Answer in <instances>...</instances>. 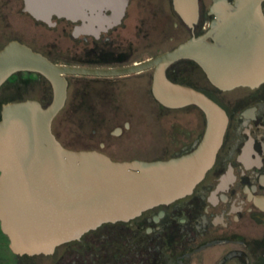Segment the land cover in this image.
Wrapping results in <instances>:
<instances>
[{
    "label": "flooded vegetation",
    "instance_id": "flooded-vegetation-1",
    "mask_svg": "<svg viewBox=\"0 0 264 264\" xmlns=\"http://www.w3.org/2000/svg\"><path fill=\"white\" fill-rule=\"evenodd\" d=\"M3 1L17 3L16 12L26 17L19 21L22 26L71 39V46L65 51L51 42L35 47L15 32L0 41V49L19 40L55 63L95 68L148 61L201 37L214 18V0ZM154 70L151 66L124 75H66L67 98L59 113L71 96L73 114L81 125L90 123L96 139L79 149H96L124 161L167 159L198 145L207 126L204 111L195 104L160 103L152 90ZM166 75L203 92L227 115L222 144L202 180L185 196L128 220L101 223L50 253H13L0 227L4 237L0 247L9 253L0 256V264H264V82L221 89L192 58L174 61ZM132 76L140 81L135 84L137 94L129 91L133 83L125 82ZM135 96L136 103H130ZM25 99L47 106L53 99L49 80L33 71L12 74L0 85V118L4 103ZM141 104L157 117L153 140L157 153L153 158L140 154L118 158L108 149L135 128L134 119L144 112ZM102 131L107 138L99 135Z\"/></svg>",
    "mask_w": 264,
    "mask_h": 264
},
{
    "label": "water",
    "instance_id": "water-1",
    "mask_svg": "<svg viewBox=\"0 0 264 264\" xmlns=\"http://www.w3.org/2000/svg\"><path fill=\"white\" fill-rule=\"evenodd\" d=\"M264 0H214L201 37L127 67L62 65L11 40L0 49V85L18 71L44 75L53 99L9 101L0 118V227L15 254L50 253L101 223L128 220L189 194L213 165L227 125L225 111L203 92L170 80L180 58L199 63L221 88L264 82ZM155 66L152 90L165 106L195 104L207 126L191 151L167 159L117 161L96 149L64 146L52 129L67 98L68 74L124 75Z\"/></svg>",
    "mask_w": 264,
    "mask_h": 264
},
{
    "label": "rangeland",
    "instance_id": "rangeland-1",
    "mask_svg": "<svg viewBox=\"0 0 264 264\" xmlns=\"http://www.w3.org/2000/svg\"><path fill=\"white\" fill-rule=\"evenodd\" d=\"M17 3H9L4 5V1L0 0V41L1 43L5 42L8 37L12 36L13 33L22 35V37L29 41L35 47H41L47 43H56L58 48H62L63 51L66 50L68 46H71V39L61 38L55 34L49 35L44 34L43 29L36 31L33 27H24L20 24V20H25L26 17L20 15L16 12L18 8ZM124 79V78H120ZM127 79V78H126ZM125 82L133 83V86H130L129 91L136 93V82H140L135 76L129 77ZM137 97L130 99V103H136ZM72 97H69V100L65 108L55 117L52 124V129L55 135L59 138L61 143L72 149L86 148L90 147L96 139H92L90 130V123L83 122L82 125L79 121V118L75 116L72 112ZM142 105V104H141ZM151 107V105H149ZM143 115L141 118L134 119L135 128L128 132L123 141H116L120 144H115L114 147L108 149L109 152H112L114 156L121 158L126 156L131 158L133 156H140L153 158L157 153V148L153 144V140L156 133V124L157 117L155 114L147 113V107H142ZM146 108V109H145ZM83 121V119H81ZM183 123H186L185 120L181 119ZM186 124H189L188 122ZM103 137H108V134L105 131H102V134H99ZM97 135L96 137H100ZM91 137V138H90ZM118 146V147H117ZM121 146V148L119 147ZM114 149V150H113ZM0 239L4 240V237L0 234ZM8 250L5 247H0V256L7 255Z\"/></svg>",
    "mask_w": 264,
    "mask_h": 264
}]
</instances>
